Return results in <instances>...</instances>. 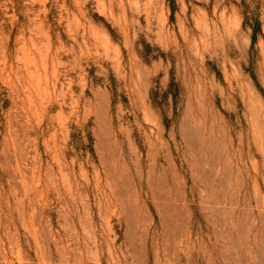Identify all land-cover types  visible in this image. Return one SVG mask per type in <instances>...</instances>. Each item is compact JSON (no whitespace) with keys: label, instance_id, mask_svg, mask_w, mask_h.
Returning <instances> with one entry per match:
<instances>
[{"label":"rangeland","instance_id":"obj_1","mask_svg":"<svg viewBox=\"0 0 264 264\" xmlns=\"http://www.w3.org/2000/svg\"><path fill=\"white\" fill-rule=\"evenodd\" d=\"M0 264H264V0H0Z\"/></svg>","mask_w":264,"mask_h":264},{"label":"trees","instance_id":"obj_2","mask_svg":"<svg viewBox=\"0 0 264 264\" xmlns=\"http://www.w3.org/2000/svg\"><path fill=\"white\" fill-rule=\"evenodd\" d=\"M258 27H259L258 24H256V29H258Z\"/></svg>","mask_w":264,"mask_h":264}]
</instances>
